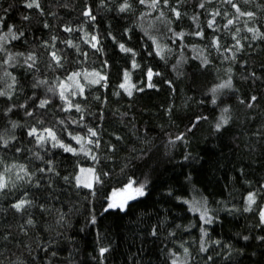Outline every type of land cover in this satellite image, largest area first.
Instances as JSON below:
<instances>
[{
  "label": "trees",
  "instance_id": "16d2710c",
  "mask_svg": "<svg viewBox=\"0 0 264 264\" xmlns=\"http://www.w3.org/2000/svg\"><path fill=\"white\" fill-rule=\"evenodd\" d=\"M29 2L0 0V264H264V0Z\"/></svg>",
  "mask_w": 264,
  "mask_h": 264
},
{
  "label": "rangeland",
  "instance_id": "374dc122",
  "mask_svg": "<svg viewBox=\"0 0 264 264\" xmlns=\"http://www.w3.org/2000/svg\"><path fill=\"white\" fill-rule=\"evenodd\" d=\"M102 80V76L100 73L96 72H79L75 73L71 76V79L69 78L67 81H63L59 85V91L60 93H63V99L66 100V96L69 93H76L77 91L79 93H82V90L84 88L85 84H98ZM124 85L122 88L128 92L131 93L133 90V86L131 83L130 74L126 73L124 75ZM48 134V132H46ZM49 135V134H48ZM42 136V135H41ZM51 137V136H49ZM73 140L76 141L77 139L73 137ZM78 142H81L80 140ZM51 144L55 143V140L52 139L50 142ZM80 144V143H79ZM68 148V147H66ZM65 148V149H66ZM72 149V148H71ZM70 152H76V150L72 149ZM95 182V175L94 170L91 168H80L79 172L76 177V183L78 186L91 189ZM135 187L131 184V187H129V184L125 186L124 188L113 190L108 197V208L109 209H118L120 211H124L127 207V204L129 202H132L143 195H139L135 191ZM145 193V191L143 190ZM135 197V198H133ZM248 201V198H247ZM114 205L113 207H109V205ZM264 212V208L262 210ZM262 220V218H261Z\"/></svg>",
  "mask_w": 264,
  "mask_h": 264
},
{
  "label": "snow or ice",
  "instance_id": "6c2138e0",
  "mask_svg": "<svg viewBox=\"0 0 264 264\" xmlns=\"http://www.w3.org/2000/svg\"><path fill=\"white\" fill-rule=\"evenodd\" d=\"M140 2H141V3H144L145 0H140ZM156 2H157V0H153V6H155V3H156ZM228 2L231 3V0H228ZM26 7H28V8H33V7L39 8V2H38V0H31V2H29V3L26 4ZM127 7H128V5H127V3H125V5L122 6L120 10H121V11H124ZM201 7H203V5H201ZM237 11L239 12V9H237ZM85 15H89V16H90L91 14H90V12H86ZM176 15L178 16L179 13H176ZM240 15H242V16H243V15H247V16H249V17H252L254 14L251 13V12H248V13L240 12ZM91 18L94 19V17H91ZM228 23L231 24L232 21L229 20ZM66 30L71 31V29H66ZM249 30L251 31L252 29H249ZM16 38H18V37L13 36V39H16ZM0 39H6V37H0ZM93 39H95V37H93ZM93 46H95V45H93ZM121 48L123 49V45H121ZM126 51H127V50H126ZM53 58H54L55 60H57V63L59 62V59L55 56V53H53ZM28 59H29V60H33L34 57L29 56ZM149 75H151V73H149ZM70 79H71V77H70ZM41 83H43V82H41ZM121 86L123 87L124 85H121ZM221 87H230V81H229L228 83L224 84V85H221ZM5 94H6V93H4V92H0V95H5ZM61 97L63 98V93H61ZM252 99L254 100L255 97H253ZM45 103H46V101H42L40 106L43 107ZM77 110H79L78 107H77ZM222 119H223V118H222ZM226 122H227L226 119H223V123H226ZM221 126H222L221 124H218V125H217V128L219 129ZM45 131L48 132L49 136H51V138H52L53 140L55 139V135L51 132V130H45ZM89 132H90L91 135H93V136L96 135V133L93 132L91 129H89ZM29 134H30V135L35 134V129H33L32 132H30ZM40 139L43 140L44 137H40ZM76 139H77L78 141L80 140L79 137H76ZM5 143H6V142H5ZM61 146L63 147V145H61ZM66 150H67V151H71L72 149H71V148H66ZM5 187H6V184L4 183L3 179L0 178V189H3V188H5ZM129 187H131V183L129 184ZM135 191H136L139 195H144V192H143V185L137 187V188L135 189ZM133 198H135V197H133ZM248 201H249V204L253 203V202H254V195H251V194H250L249 197H248ZM27 203H28V201H24V200H22V201L18 202L17 204H15L14 207H15L17 210H20V209H22ZM113 206H114V205H111V204L109 205V207H113ZM261 218H262V222H264V212L261 213ZM209 222H210V221H209ZM245 239H247V238H245ZM104 251H106V249H101V252H102V253H103Z\"/></svg>",
  "mask_w": 264,
  "mask_h": 264
}]
</instances>
